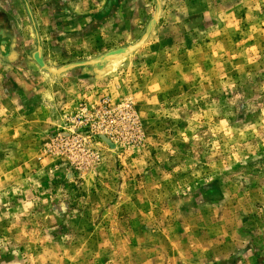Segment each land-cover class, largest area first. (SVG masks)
<instances>
[{"label":"rangeland","instance_id":"rangeland-1","mask_svg":"<svg viewBox=\"0 0 264 264\" xmlns=\"http://www.w3.org/2000/svg\"><path fill=\"white\" fill-rule=\"evenodd\" d=\"M12 1L0 264H262L264 0H161L146 44L102 78L34 55L60 69L133 46L157 0L82 38L109 0Z\"/></svg>","mask_w":264,"mask_h":264},{"label":"water","instance_id":"water-1","mask_svg":"<svg viewBox=\"0 0 264 264\" xmlns=\"http://www.w3.org/2000/svg\"><path fill=\"white\" fill-rule=\"evenodd\" d=\"M127 1L128 0H109L106 7L101 12H99L97 15L92 17V19L88 22L87 26L82 28L77 33H75L74 37L82 38V37H88L94 34L97 30H99L105 24H107L108 22L116 18L121 8L124 6V4ZM161 13H162V3H161V0H157L156 14L148 27L147 33L137 44L133 46H129L124 49L113 51L111 53H108L90 62L69 65V66H66L60 69H56V68H53L47 65L43 58L42 49L39 48L37 53L34 55V61L39 65V67L43 71H45L51 76H56V77H61L64 74L70 73L71 71L75 69L104 66L105 68H103L102 70H96L97 77L102 78L110 71L113 64L129 57L131 54L140 50L146 44L154 28L156 27L157 23L160 20Z\"/></svg>","mask_w":264,"mask_h":264},{"label":"crops","instance_id":"crops-1","mask_svg":"<svg viewBox=\"0 0 264 264\" xmlns=\"http://www.w3.org/2000/svg\"><path fill=\"white\" fill-rule=\"evenodd\" d=\"M65 1L55 0L54 2L57 3L54 5V8H56L57 5L62 6L63 3L68 4L67 2H69L70 0H65ZM21 5H23L21 4V2L16 3V1L6 0V3H3L2 8L0 9V53L7 54L6 56H2V57H5L4 59L7 60L11 59V61H13L14 63H17L21 59H23L21 55L20 54L17 55L14 53L10 55V53H6V52L8 51L9 47H11V53L14 52L15 49V45L12 43L10 44L11 42L10 38L14 34V31L11 29V27L14 25L16 26V23H18L20 20H23L24 18L23 8H22L23 6ZM87 24L84 27H86ZM23 36L25 38V35ZM262 256H264V253ZM262 264H264V261L262 262Z\"/></svg>","mask_w":264,"mask_h":264},{"label":"flooded vegetation","instance_id":"flooded-vegetation-1","mask_svg":"<svg viewBox=\"0 0 264 264\" xmlns=\"http://www.w3.org/2000/svg\"><path fill=\"white\" fill-rule=\"evenodd\" d=\"M216 191V188L214 189V192Z\"/></svg>","mask_w":264,"mask_h":264}]
</instances>
